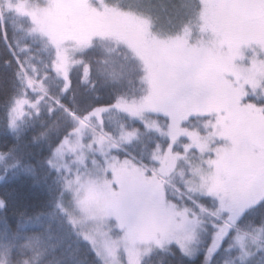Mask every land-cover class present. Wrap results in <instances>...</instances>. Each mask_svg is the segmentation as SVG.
<instances>
[{
	"label": "snow or ice",
	"instance_id": "snow-or-ice-1",
	"mask_svg": "<svg viewBox=\"0 0 264 264\" xmlns=\"http://www.w3.org/2000/svg\"><path fill=\"white\" fill-rule=\"evenodd\" d=\"M0 264H264V0H0Z\"/></svg>",
	"mask_w": 264,
	"mask_h": 264
},
{
	"label": "trees",
	"instance_id": "trees-1",
	"mask_svg": "<svg viewBox=\"0 0 264 264\" xmlns=\"http://www.w3.org/2000/svg\"><path fill=\"white\" fill-rule=\"evenodd\" d=\"M24 184V187L27 188L28 187V184L27 182H23ZM31 191H34L35 193L39 194V189H30Z\"/></svg>",
	"mask_w": 264,
	"mask_h": 264
}]
</instances>
